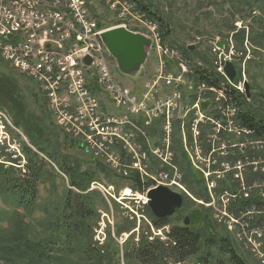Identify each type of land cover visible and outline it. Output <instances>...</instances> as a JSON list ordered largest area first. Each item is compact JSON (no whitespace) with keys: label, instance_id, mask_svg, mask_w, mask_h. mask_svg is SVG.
I'll return each instance as SVG.
<instances>
[{"label":"built area","instance_id":"built-area-1","mask_svg":"<svg viewBox=\"0 0 264 264\" xmlns=\"http://www.w3.org/2000/svg\"><path fill=\"white\" fill-rule=\"evenodd\" d=\"M94 8L109 11L113 25L99 22ZM115 26L153 39L158 73L139 89L123 86L111 71L114 59L101 34ZM233 36L210 43L207 63L191 62L167 41L160 21L140 0H0V59L35 81L56 126L120 178L137 173L144 185L153 181L143 191L92 182L89 190H98L111 208L99 210L97 245L105 243L107 225H115L113 202L137 225H155L145 213L147 193L171 185L211 210L216 222L264 264V137L240 120L244 106L235 96L246 95L245 80L237 83L225 72L238 54ZM87 52L96 60L95 71L82 61ZM203 71L212 83L200 78ZM98 88L118 113L102 111ZM175 146L200 173L207 202L183 184ZM170 233V224L155 226L156 236L149 239L167 241Z\"/></svg>","mask_w":264,"mask_h":264},{"label":"trees","instance_id":"trees-1","mask_svg":"<svg viewBox=\"0 0 264 264\" xmlns=\"http://www.w3.org/2000/svg\"><path fill=\"white\" fill-rule=\"evenodd\" d=\"M245 2H249V8L258 9L260 16L256 19V24L262 27L261 30H255L249 35V40L253 43H262L264 0H235L236 4ZM141 3L144 10L160 21L164 35L168 36L171 31L169 24L157 11ZM253 3L255 5H252ZM235 37L241 45L244 41L243 32L235 33ZM189 47L187 46V53L194 51ZM209 76L205 71L200 72L201 79L212 83ZM18 78L17 75L0 72V109H10L17 122L27 121L26 99ZM235 98L243 106L245 105L246 95ZM240 118L245 126L264 137V121L256 113L244 106V113ZM29 122L33 121L29 120ZM30 131L33 132L32 136L36 141L30 139L33 148L24 143L23 166L22 159L16 153L6 155L0 149V158H6L5 161L9 162V165L0 162V200L14 210L9 226L0 228V264H120L113 257L104 255L105 250L102 252L98 248L97 251H92V248H96L92 240L94 220L99 217L97 212L99 205L105 202L99 191H89L90 184L96 180L100 181L101 175L109 178V183H113V171L105 163L96 160L89 168L82 170L78 163H70V160L69 162L66 157L58 154L59 144L57 141H52L55 131L47 127L34 131L30 128ZM150 133L154 135L155 130ZM25 136L28 137L27 134ZM70 145L75 147L76 143L70 140ZM175 148L178 151L177 162L183 171L185 184L197 198L207 202L209 197L204 190V181L200 173H196L181 148L177 146ZM40 152L67 173L69 185L64 190L61 201H56L49 208L44 231L33 233L32 225L26 221V217L34 214L39 208L37 202L41 185L48 177L56 175H51L53 172L49 162L44 157H40ZM128 181L131 187L140 191L153 185L151 180L144 185L137 173H133V177ZM113 184L121 187L116 182ZM190 202L197 204L192 200ZM190 202H184L173 215L163 218L156 217L151 208L146 206L145 213L153 220L156 227L171 225L169 239L150 240L145 234L146 227L144 229L141 227L139 240H135L136 233H133L124 245L123 257L126 264H182L193 257L196 263L202 264H258L254 259L250 260L248 255L244 257V254L239 252L227 228L216 222L208 208L205 206L202 209L191 208ZM185 206L188 212L178 217V211L183 210ZM187 216L190 219L189 225L185 223ZM130 222H132L131 228L117 227L119 232H130L137 227L135 222ZM109 235L111 236V230ZM75 241L77 242L72 247ZM75 251L78 253L77 260L72 254Z\"/></svg>","mask_w":264,"mask_h":264},{"label":"rangeland","instance_id":"rangeland-1","mask_svg":"<svg viewBox=\"0 0 264 264\" xmlns=\"http://www.w3.org/2000/svg\"><path fill=\"white\" fill-rule=\"evenodd\" d=\"M144 4L150 6L152 9L157 11L160 16L164 18L167 24L170 27V34L168 36L165 35L167 41L175 48L179 49L184 53L186 59L191 62H201L207 63L210 56V43L214 42L217 38L225 40V38L234 33V40L236 41L238 54L235 57V68L238 71L237 76L235 78V82H241L245 80L249 84L251 96H247L246 92V103L245 107L250 111L256 113L258 117H260L264 121V41L262 43H253L249 40V35L253 32L261 30L262 27L256 24V19L260 16V12L257 8L254 7L249 8V2H245L244 4H236L235 0H140ZM252 5H255L253 3ZM251 6V5H250ZM94 17L101 23L106 24L105 26L113 25L112 15L109 11L101 9V13L96 12ZM243 32L244 41L240 45L238 44L235 33ZM200 38V40H198ZM241 40V39H240ZM248 40V42L246 41ZM245 42L249 47V50L245 47ZM187 46H195L194 51H190L187 53ZM187 54H186V53ZM244 53L240 56V53ZM248 55V56H247ZM111 71L120 83L123 86L127 87H135L138 88L141 86L140 84L144 81H151L154 76L158 73L157 65L158 60L156 55H151L148 62L145 66L136 74V75H124L119 69H117V65L115 60H111ZM157 70V71H156ZM0 72L9 73L17 75L21 84L22 92L24 98L26 99V111H27V121H16L13 117V112L10 109H0L4 115H0V121H2V127L0 126V149L7 154H17L21 159L22 166L25 164V156L22 152V148L24 147V143L26 142L32 148L33 146L30 144V139L36 141L35 137L32 136L30 131L33 129H40L42 127H47L51 129V131H55L56 133L53 135L52 141H57L59 144L58 154L60 153L63 157L70 163H78L82 170L89 168L92 163H94V158L87 152V150L83 147H80L76 144L75 147L70 145V140H67V137L60 128L56 126L54 121L52 120L50 114L48 113V109L46 106V102L43 98V94L40 93L36 83L31 78L20 74L16 70H14L9 64L3 63L0 60ZM166 72H171L166 69ZM170 90V88H167ZM97 95L101 100L102 111L104 113L108 112H119L118 109L113 107L111 99L108 93L102 89L98 88ZM245 96V95H244ZM132 118L136 119L137 116L132 115ZM33 121V122H29ZM8 121H10L9 124ZM27 122V123H26ZM1 125V123H0ZM18 127H16V126ZM4 126V127H3ZM28 135L25 136V134ZM68 138V137H67ZM182 150V149H181ZM183 152V151H182ZM40 157H44L50 165V169L53 172L48 177L47 181L44 182L39 189V198L38 205L39 208L32 215H27L26 221L30 222L32 225L33 233H40L44 231V226L47 224V216L49 212V208L56 203V201H61L64 190L69 185V178L67 173L64 170H61L58 165L54 163L53 160L45 157L40 152ZM16 156V155H15ZM14 156V157H15ZM62 157V158H63ZM61 158V159H62ZM6 158H0V162L7 163L5 161ZM60 159V160H61ZM54 167V169H53ZM109 167V166H108ZM24 168V167H23ZM112 171L113 168L109 167ZM58 169L65 174L62 175ZM155 167L152 166V173L155 172ZM196 173L198 170L194 169ZM56 171V172H55ZM59 175H58V174ZM114 173V172H113ZM113 183H117V185H129L128 180L121 179L118 175L112 174ZM98 181V180H96ZM101 182L109 183V178L101 175ZM99 182V181H98ZM92 184V182H91ZM90 184V186H91ZM183 184H185L183 179ZM162 185V184H161ZM186 185V184H185ZM160 186V185H158ZM165 186V185H164ZM172 190L179 192L183 196V203L190 202L191 200L196 202L190 195L185 194L176 186L171 187ZM187 187V185H186ZM156 188V187H155ZM190 194L194 197V193L187 187ZM104 198V197H103ZM185 199V200H184ZM190 199V200H189ZM105 203H101L97 209L99 217L97 220H94L93 231H92V240L93 245L96 247L92 248V251H97L96 249H101L102 252L105 250L106 256H111L116 262L120 264H126L125 258L123 257V249L128 238L136 233L135 240H139V233L141 231V227L144 229L146 227L145 234L150 236H156L155 234V225H146L142 223V225H137L135 229L130 232H119L118 229L121 227L127 226V228H131L133 220L126 218L123 215L120 208L116 205L115 202L112 203V209L115 216V225L108 224L107 228V238L105 243L102 245L95 242V228L98 226L97 223L101 219L102 214L99 212L100 209L103 211L110 213L111 208L108 205L107 201L104 198ZM191 203V202H190ZM197 204H192L191 208H201L204 205L196 202ZM178 209V208H177ZM11 207L6 206L0 200V228L8 227L9 221H11L12 213ZM177 211V210H176ZM24 211H22L23 213ZM178 217H181L183 214L188 212L186 206L183 210L178 211ZM212 213V211L210 210ZM107 221V219L105 218ZM136 223V221H133ZM126 224V225H123ZM137 224V223H136ZM220 225V224H219ZM154 226V227H153ZM171 226V225H170ZM118 227V229H117ZM111 230V236L109 235V231ZM112 231L115 233L113 236ZM128 231V230H126ZM229 235L235 242L236 247L239 249L241 254H244L251 258L253 261L254 257L245 249L241 247L240 242L234 239L233 233L229 232ZM46 235V234H45ZM125 241L123 242V240ZM73 241V240H72ZM72 243V247L74 246ZM75 259H78V253L75 251L72 253ZM77 255V256H76ZM257 263L258 261L254 259ZM182 264H202L196 263L195 257L185 261ZM259 264V263H258Z\"/></svg>","mask_w":264,"mask_h":264},{"label":"water","instance_id":"water-1","mask_svg":"<svg viewBox=\"0 0 264 264\" xmlns=\"http://www.w3.org/2000/svg\"><path fill=\"white\" fill-rule=\"evenodd\" d=\"M101 38L115 60L117 69L126 76L136 75L148 62L153 52V39L150 36L140 31L130 30L126 26L108 28L101 34ZM218 45L222 47L223 43ZM195 48V46L189 47L190 50ZM82 61L91 71H95L96 60L91 53H85ZM225 72L231 79L237 76V70L232 62L226 64ZM245 88L247 96H251L247 82ZM147 197L148 206L158 218L173 215L183 204L182 194L164 185L150 189ZM185 223L190 224L188 216L185 218Z\"/></svg>","mask_w":264,"mask_h":264}]
</instances>
